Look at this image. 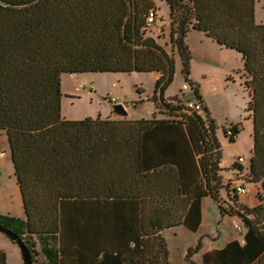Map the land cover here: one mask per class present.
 <instances>
[{
  "label": "trees",
  "instance_id": "trees-1",
  "mask_svg": "<svg viewBox=\"0 0 264 264\" xmlns=\"http://www.w3.org/2000/svg\"><path fill=\"white\" fill-rule=\"evenodd\" d=\"M183 1L167 0L171 18ZM189 1L169 40L186 75L190 28L241 52L253 120L250 178L263 179L262 203L239 212L243 243L206 251L202 264H264V22L255 21L256 0ZM151 8L153 0H0V130L25 224L16 216L0 222L20 236L25 227L53 240L41 248L51 264H172L162 231L180 224L196 230L202 197L219 200L223 168L214 120L181 100L166 101L175 58L146 26ZM86 71L160 72L153 99L170 116L65 117L62 73ZM230 128L224 133L234 141L240 129ZM186 259L195 264L190 252ZM0 264H7L3 249Z\"/></svg>",
  "mask_w": 264,
  "mask_h": 264
},
{
  "label": "rangeland",
  "instance_id": "rangeland-1",
  "mask_svg": "<svg viewBox=\"0 0 264 264\" xmlns=\"http://www.w3.org/2000/svg\"><path fill=\"white\" fill-rule=\"evenodd\" d=\"M157 8L158 19L153 25V33L158 41L163 44L167 50L175 58V73L172 82L167 86L164 93L166 101L176 103L181 100L184 104L189 101H196L195 85L198 81L206 92L207 102L210 106L211 114L208 108L203 107L199 113L207 119L212 118L215 125V133L221 144V187L225 195L228 193L230 200L235 201L236 195L231 190L238 184L245 186L246 191L239 193V196H250V179L249 175H241L237 173L236 166L237 157L242 155L245 158L244 164L247 165L250 151L252 148V137L250 136L253 120L250 113H247V92L244 91L238 83H231L224 80L221 75V68L218 64L212 65L207 60H196L193 62L192 75H186L183 72V62L179 54L176 44L170 42L167 36L170 29L175 31L174 36H177L179 31V22L185 14V9L190 6L189 0H184L183 8L178 2L175 3L174 17L170 20L169 26L166 29L159 30V26L168 18V2L167 0H153ZM264 19V0H257L256 4V19ZM158 28V29H157ZM150 30L149 32H151ZM146 32V31H145ZM158 33V35H156ZM210 54H213L209 50ZM216 58L219 59V54L216 52ZM154 72L143 71H86V72H65L62 74V114L67 115V118H81L84 116L92 117H123L113 111V104L123 102L128 112L126 117H168V108L162 103V100L153 99V89L155 85ZM186 83L188 88H183ZM72 93V94H70ZM74 93V94H73ZM70 94V95H69ZM113 97L115 100H113ZM207 109V111H206ZM250 116V117H249ZM241 120L242 124L238 125L240 131L235 136L234 141H230L224 130L231 125L232 122ZM238 136V137H237ZM219 152L220 147L217 149ZM0 151H3L0 156V217L13 216V212L22 210V199L19 188L13 178V162L9 153L8 138L5 132L0 130ZM235 164V165H234ZM231 181V186L230 183ZM248 200V199H247ZM222 203V200H220ZM250 201V200H249ZM215 201L212 197L205 201V223L204 229L215 225V220L211 216L212 204ZM225 207H228L224 205ZM244 205L237 206V211L246 213L243 209ZM232 209V208H231ZM9 211H12L10 213ZM19 222L25 224L22 216L17 215ZM225 224H229L226 220ZM233 228L234 225L231 223ZM24 232L21 237L28 239L29 245L32 247V258L34 264H51L49 258L41 251L42 245L46 242L52 245L50 239L44 241L39 239V235H29L23 228ZM226 232L223 238H226L232 229L226 226ZM237 230V229H236ZM164 233V232H163ZM171 235L168 242L169 246V261L172 264H185V259L190 252L195 253V249L202 245V234L194 235L188 231H182L178 235H174L167 231L165 235ZM45 238V237H44ZM47 239V238H45ZM45 243V244H44ZM28 245V243H27ZM0 249H3L7 255V264H26L23 260L21 249L18 242L12 240L5 233L0 232ZM35 250V252L33 251ZM37 251V252H36ZM48 259V261L46 260ZM53 264V263H52Z\"/></svg>",
  "mask_w": 264,
  "mask_h": 264
},
{
  "label": "crops",
  "instance_id": "crops-1",
  "mask_svg": "<svg viewBox=\"0 0 264 264\" xmlns=\"http://www.w3.org/2000/svg\"><path fill=\"white\" fill-rule=\"evenodd\" d=\"M256 4H257V0L255 1V10H254L255 21L257 23H262V22H264V19H262V17H260L261 19H258V20L256 19ZM168 5H169V3H168ZM154 8H156L155 5H154ZM156 10H157V8H156ZM157 14H158V12H157ZM167 15H168V18L166 20L171 22L170 20L172 18H171L170 6L168 8ZM167 36L169 37V33ZM185 41H186L188 48H189V51H190L189 71H188L187 75H189V74L192 75V73H193L192 68H193V62L194 61L201 60V59L207 60V61L209 60L212 65H214V64L219 65V67L221 68V73H222L221 75L223 76L224 80L229 81L231 83H238L241 87H243L244 91L247 92V103L249 102L250 93L244 85V80L247 78V74L245 72L244 60L242 58V54L240 51L236 50L235 48L227 47L225 45L218 43L214 38L207 35L203 30H200L197 28H190V30L187 32V34L185 36ZM209 50L213 54H210ZM216 52L219 54V59L216 58ZM153 72L155 73L154 74V80L156 81V79L160 75V72L152 71L150 73H153ZM195 91H196V95L200 96V98H201L200 100H202V102L204 101V103H205L204 107L208 108V112L210 113V115H212L211 111H210V106L206 100L208 95L206 94L205 91H203V88L201 87V85L198 81H196ZM70 94H72V93H70ZM164 97L167 98L165 96V93H164ZM247 106H248V104H247ZM247 113H250V112L247 110ZM65 117H67V115ZM141 117H146V116H141ZM232 123H235L237 125L242 124L241 120H238V121L232 122ZM252 131H253V125H252V129H251V133H250L251 137H252ZM237 134H239V132ZM252 142H253V140H252ZM9 153H10V151H9ZM239 156H242V155H239ZM250 156H251V151H250L249 160H248L247 165L244 164L245 158H244V161H242V162H238V161L236 162L237 165L240 164L242 166V168H239L238 166L234 167V169H237V173H241V175L242 174L245 175V173H246L250 177V172H249V170H250V168H249L250 167ZM13 178L16 182L14 170H13ZM262 180H252L250 178L248 180V182L250 183V189L249 190H251L250 196L249 197L239 196V193H237L238 196H237L235 201L230 200L231 198L228 196V193L225 194L228 198V199H226L223 196L226 191L223 192L222 190L220 191V194H219V200L214 199L210 194L202 197V199H201V221H200L198 227L196 228V230H191L186 225L180 224V225H176L173 227L166 228L162 231V234L165 236L166 242H167L168 258H169L168 242L170 240L171 235L170 234L165 235V233L167 231H170L174 235H178L182 231H188L190 233H193L194 235L202 234V237H203L202 245L199 246L198 248H196L195 253L193 255H191V259L195 264H202L203 254L206 251L211 250V249H219V248L223 247L224 244L227 243L228 241L237 239L240 243H243V236H244V233L246 231V227L244 226V222L242 220L241 214L239 213V211H237L235 209H237V206H239V205L254 207V206L262 203V199H260V197L258 196V194L262 193V190H263L262 183H261ZM16 184H17V182H16ZM245 191H246V188H245ZM210 197H212L215 201V203L212 204L213 206L211 208L212 209L211 216L215 220V225L211 226L210 228L204 229V223H205L204 219H205V214H206L205 201L210 199ZM220 200H222V203ZM220 203L223 207H225L224 205L228 206L225 208L232 210V212L230 213L229 211L222 210ZM9 212L12 213V211H9ZM12 214H13V216L19 215V216H22L23 218H25L23 204H22V210L20 212H13ZM226 220L229 221V224H225ZM235 222L242 224V230H238L235 226H234L235 229L233 228L231 223L234 225ZM226 226H228V229H232V232H230L226 238H223V235L226 232H228V230H226ZM46 260L48 261V259H46ZM185 264H187V259H185Z\"/></svg>",
  "mask_w": 264,
  "mask_h": 264
},
{
  "label": "built area",
  "instance_id": "built-area-1",
  "mask_svg": "<svg viewBox=\"0 0 264 264\" xmlns=\"http://www.w3.org/2000/svg\"><path fill=\"white\" fill-rule=\"evenodd\" d=\"M158 19V14H157V10L156 8H151L150 11L148 12V14L145 17V22H146V26L147 27H153V25L156 23ZM161 25H163L164 27H168L169 21L165 20ZM160 25V26H161ZM183 88L187 89L188 85L186 83L183 84ZM113 100H115V98L113 97ZM187 108L189 111H197L199 112V110H201V108L203 107V102L200 99H197L196 101H189L186 104ZM227 134L230 135L232 134L231 128L230 126L227 127ZM3 151H0V156H2ZM237 160L239 162L244 161V157L243 156H238ZM236 193H241L245 191V186L242 184H238L234 187ZM234 226L238 229V230H242V224L235 222Z\"/></svg>",
  "mask_w": 264,
  "mask_h": 264
},
{
  "label": "water",
  "instance_id": "water-1",
  "mask_svg": "<svg viewBox=\"0 0 264 264\" xmlns=\"http://www.w3.org/2000/svg\"><path fill=\"white\" fill-rule=\"evenodd\" d=\"M113 111L121 116H127L128 112L123 102H116L113 104ZM0 232L8 235L12 240L18 242L23 260L26 264H34L32 258V252L27 243L19 235V233L13 230L11 227L5 226L0 222Z\"/></svg>",
  "mask_w": 264,
  "mask_h": 264
},
{
  "label": "bare ground",
  "instance_id": "bare-ground-1",
  "mask_svg": "<svg viewBox=\"0 0 264 264\" xmlns=\"http://www.w3.org/2000/svg\"><path fill=\"white\" fill-rule=\"evenodd\" d=\"M73 73H76V72H73ZM63 74V73H62ZM2 155H4V154H2Z\"/></svg>",
  "mask_w": 264,
  "mask_h": 264
}]
</instances>
